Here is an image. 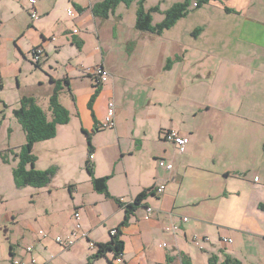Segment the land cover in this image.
<instances>
[{"label":"crops","instance_id":"obj_1","mask_svg":"<svg viewBox=\"0 0 264 264\" xmlns=\"http://www.w3.org/2000/svg\"><path fill=\"white\" fill-rule=\"evenodd\" d=\"M60 1L37 0L38 16L33 18L29 12L30 0H0V45L15 44V51L7 55L16 59L20 72L29 60V51L34 45L46 48L42 62L34 64L43 68L50 80L51 92L47 104L49 106V97L59 81L69 87L76 115L67 106L70 122L58 124L57 135L36 143L35 147L40 144L47 146L48 150L65 152L71 149L75 138L71 123L75 121L76 129L84 133L93 132L95 125L100 127V122H103L109 100L115 98L107 83H103L94 102L95 117L92 113L88 115L84 101H90L93 87L98 83L92 78L96 84L93 83L87 96H75L71 76L56 75L60 61L50 54L51 45L56 55L61 52L65 41L80 50L77 43L83 45L84 40L77 29L89 25L98 29L99 17L92 9L102 0H66L67 15L63 19L57 15ZM226 7L232 11H227ZM200 9L205 10L206 22L197 36L193 35L196 28L190 30L196 43L187 44L178 34L190 14L167 29H173V40L179 51L174 57H167L162 69L172 71L178 68L180 79L188 86L192 79L190 81V74L186 72L187 66L199 65L198 72L193 75L194 86L200 89L197 94L199 102L193 112L207 118L204 130H178L190 137L183 153L168 140L166 142L171 143L169 148L154 152L159 165L163 159L174 164L171 171L158 167L145 180L131 179L128 165L124 164L126 178L118 184L113 183L114 176L110 174L108 187L112 197L97 192L90 177L88 191L95 196V202L88 207L74 197V207L83 212V229L71 248L66 249L55 240L58 235L70 233L73 226L69 223L61 225L56 231L53 227L58 224L51 222L46 230L47 237L40 234L43 229L38 234L23 223L24 230L18 231L22 232L25 246H20L18 239L14 244L11 235L17 231L11 229L10 255L4 259V264H15L16 259L29 258L25 248L28 245L34 246L32 255L39 264H87L98 250L97 246L92 248L90 242L96 245L108 242L111 239L110 230L125 218V208L115 198L131 202L141 191L153 190L158 184H165L164 192L150 191L144 205L131 214L128 224L120 227V237L124 241V264H169L170 259L173 261L171 264H181L183 254L188 255L194 264H209L212 255H217L220 261L231 255L242 264H264V0H215ZM107 19L101 20L104 22ZM139 31L138 40L146 39L144 32L149 31ZM122 34L119 33V37ZM111 48L116 50V46ZM168 59H174V62L171 68L166 69ZM102 62L113 76L111 62L106 57ZM65 79L68 85L62 82ZM118 123L113 129L120 136L122 131ZM120 150L123 152L121 146ZM128 154L131 155L132 150ZM126 155L122 154V159ZM37 157V161L41 159V155L37 154ZM36 167L42 169L37 163ZM94 167L97 177L109 174L99 172L96 161ZM71 186L72 193L78 194L80 187L77 183H71ZM147 206L154 209L148 219ZM184 217L188 220L184 221ZM100 223L104 232L98 235ZM196 235L209 237L203 248L197 245L200 252L193 245ZM225 237L233 241H222ZM113 259L114 253L108 252L93 259L91 264H115Z\"/></svg>","mask_w":264,"mask_h":264},{"label":"rangeland","instance_id":"obj_2","mask_svg":"<svg viewBox=\"0 0 264 264\" xmlns=\"http://www.w3.org/2000/svg\"><path fill=\"white\" fill-rule=\"evenodd\" d=\"M178 1L181 0H145L144 7H159V11L152 13L153 23H158L163 20L164 11ZM138 7V0H134L130 5L120 3L104 22L97 18L98 29L95 25L78 27L80 30L77 31L84 40L80 50L65 41L61 52L56 55L53 44L51 45L50 54L57 56L60 61L56 75L71 76L75 96H85L92 90L94 82L92 77L87 76V70L102 63L105 57L114 66L110 71L113 76L110 74L105 84L107 83L115 98L116 123L119 122L118 127L122 132L117 136L116 131L111 128L91 131V142L95 148L92 161L94 164L96 161L99 172H109L108 175L114 176V184L126 178L124 164L128 165L131 179L137 177L142 180L161 167L159 160L154 157V152L170 147L171 143L164 139L167 130H204V126L208 124L203 114L193 112L199 102L197 94L200 89L196 88V83L193 82V75L198 72L199 65L187 66L186 72L190 74V81L192 79L188 86L180 79L178 68L163 71L167 57H174L179 51L173 40V29L166 30L160 36L144 32L146 39L138 40V34L141 33L135 28ZM204 12L203 9H195L185 19V24L181 25L178 34L187 44L197 42L190 30L203 26L206 22ZM57 15L62 19L66 17V0L60 1ZM119 33H123V36L119 37ZM111 46H116V50ZM15 49L13 42L0 45V264L6 263L4 259L10 255L11 229L17 231L11 235L14 237V244H17L15 239H18L20 246H25L22 232L18 231L24 230L23 223L38 234L40 229L48 231L51 222L58 224L53 227L56 231L66 223L74 228V197L88 207L93 206L95 202V196L88 191L91 183L86 168L89 156L86 133L76 129L75 121L71 123L75 138L69 151L56 152L40 144L34 148V154L41 155V159L36 162L40 168L56 169L51 183L42 188L30 185L23 188L15 186L12 174V168L18 163L15 153H18L26 142L22 126L14 115V109L19 107L20 96L26 94L38 98L51 117L47 104L51 86L46 72L36 66L31 58L20 72L16 59L7 55ZM180 67L182 69L183 65ZM62 82L66 84L64 80ZM93 88L95 92V87ZM60 101L66 107L69 106L76 115V107L68 86H63ZM84 105L88 115L95 111V105L90 108L88 100L84 101ZM101 123L102 121L100 125ZM131 150L130 155L128 152ZM2 152L7 155L9 163L3 162ZM124 153L127 155L122 159L121 155ZM71 183H77L80 187L78 194L72 193ZM77 209L80 211L83 227V212L80 208ZM97 231L98 235L104 232L102 223L98 225ZM193 245L200 252L194 242Z\"/></svg>","mask_w":264,"mask_h":264},{"label":"trees","instance_id":"obj_3","mask_svg":"<svg viewBox=\"0 0 264 264\" xmlns=\"http://www.w3.org/2000/svg\"><path fill=\"white\" fill-rule=\"evenodd\" d=\"M134 0H102L97 2L93 6V13L95 16L101 19H107L111 12H114L115 8L120 3H125L130 5ZM215 0H181L175 2L170 8L164 11V18L158 23H153L152 13L159 11L158 6L150 7L146 9L144 7L145 0H138L139 7L137 9V18L135 23V28L141 31H149L156 35H161L167 29L172 28L179 19L186 17L189 13L195 9H200L205 4L210 3ZM227 11H232V9L227 8ZM201 31V27H197L193 31V35L197 36ZM79 47L82 46L81 42L77 43ZM174 59H168L166 64V69L171 68ZM39 66V65H37ZM64 82L68 85V80L65 79ZM102 84L95 85V92L89 101V107L91 108L94 104L97 96L101 91ZM63 89V85L58 81L56 83L53 93L49 97V111L51 117L48 116L45 109L38 102L37 98L34 96H23L20 99L19 107L14 109V115L18 122L21 124L22 129L26 136V142L22 146L18 153H15L18 163L12 168L13 180L17 188H23L25 186H33L35 188H42L48 186L52 178L56 173V169L53 167L47 169H39L36 167V162L38 157L34 154V147L36 143L48 139H52L57 135L58 124H67L70 122V112L66 106H64L60 101V94ZM92 115L95 117L94 110ZM101 130L96 124L93 132ZM87 136V151L88 158L86 160V168L91 177L93 186L97 192L105 194L107 197H112L109 193L108 182L111 175H105L97 177L95 175L94 163L91 159V155L94 154L95 148L92 144V133L85 131ZM2 160L5 163H9V159L5 152L1 153ZM151 189H145L131 202H124L120 198H115V200L125 208V218L117 226V234L111 235V239L108 242L97 243L98 250L92 255L91 260L87 264H91L93 259L105 256L108 252H113L114 257H117L121 252H124V241L121 239V226L128 224L131 214L138 209L140 206L144 205V200L148 197ZM173 261L170 259L169 264ZM181 264H194L190 257L186 254L181 256ZM209 264H242V262L227 255L222 261L219 260L217 255H212L209 258Z\"/></svg>","mask_w":264,"mask_h":264},{"label":"built area","instance_id":"obj_4","mask_svg":"<svg viewBox=\"0 0 264 264\" xmlns=\"http://www.w3.org/2000/svg\"><path fill=\"white\" fill-rule=\"evenodd\" d=\"M36 1L37 0H30L29 4V12L31 13V16L33 18H37V9H36ZM70 15L73 14L71 10L68 11ZM46 54V48L43 45H34L31 50L29 51V56L32 59V61L35 64H40L42 60L44 59ZM87 74L90 75L93 80L98 84H103L108 81L110 77L109 70L106 68L105 64L102 62L100 64L95 65L93 68L87 70ZM116 115H117V109H116V103L114 99L109 100L106 108V114L104 117L103 122L100 125V128H115L116 127ZM165 139L168 141L173 142L176 145L177 150L180 153L185 152L187 145L190 142V137L187 134H181L178 130H167L165 132ZM93 157V154L91 155V159ZM160 166L165 168L168 171L173 170L174 164L172 162H168L166 160L160 161ZM165 184H158L153 190L157 193H163L165 190ZM154 212L153 207L147 206V215L146 218L148 219L150 215ZM184 221H187L188 218L184 217ZM73 221L75 223L74 228L70 231L68 235H58L55 237V240L57 243L61 244L64 248L69 249L72 246L75 245L77 240L81 236V230H82V223H81V214L79 209H76L73 214ZM176 228V227H175ZM117 227L112 228L110 230L111 235L117 234ZM40 234H42L43 237H47V233L44 230H40ZM86 236V234H84ZM209 241L208 236H194V242L196 245H198L200 248H203L204 244ZM222 241L224 242H232L233 240L231 238H223ZM165 245V244H164ZM90 246L92 248L96 247V243L91 241ZM34 250L33 245H28L26 247V252L30 254V257L25 259H16L14 261L15 264H39L37 259L32 255ZM124 252H121L117 257H114L113 261L115 264H124Z\"/></svg>","mask_w":264,"mask_h":264}]
</instances>
